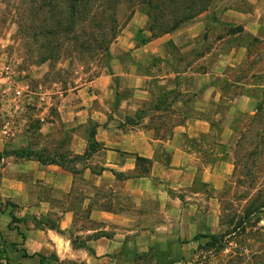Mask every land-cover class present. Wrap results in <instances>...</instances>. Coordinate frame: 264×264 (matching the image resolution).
<instances>
[{"label": "rangeland", "instance_id": "1", "mask_svg": "<svg viewBox=\"0 0 264 264\" xmlns=\"http://www.w3.org/2000/svg\"><path fill=\"white\" fill-rule=\"evenodd\" d=\"M13 2L0 0V138L5 150L57 152L72 158L61 108L82 100L81 90L101 74L136 68L151 76L148 88L154 94L178 83L183 98L189 99L183 109L186 119L212 121L211 132L186 138L192 149L203 153L183 160L188 175L182 185L169 188L170 213H161L157 203H142L141 208L150 206L147 209L156 214L141 215V228L147 223L156 236L134 240V255L125 254L124 259L132 264H264V0H217L152 43L145 12L138 7L127 20L123 10L124 27L111 45L109 60L63 57L43 64L36 63L18 38L8 10ZM248 34L259 39L253 41ZM132 94L126 86L117 102ZM89 124L88 134L95 122ZM3 164L1 158L0 179ZM84 185L77 176L76 206L85 196ZM5 204L0 197V264H11L4 232L20 228L21 218L6 214ZM247 209L249 217L238 226ZM86 217L80 213L77 226H95L86 223ZM201 233L231 234L224 249L208 251L199 245L207 239L196 238Z\"/></svg>", "mask_w": 264, "mask_h": 264}, {"label": "crops", "instance_id": "2", "mask_svg": "<svg viewBox=\"0 0 264 264\" xmlns=\"http://www.w3.org/2000/svg\"><path fill=\"white\" fill-rule=\"evenodd\" d=\"M119 62L122 66L119 60L116 64ZM150 78L136 68L101 74L81 90L82 100L61 108V127L69 129L68 145L75 154L85 153L89 122L97 123L98 147L84 163L65 168L16 155L2 157L0 197L6 201V214L21 218L20 228L4 232L11 264H61L67 260L74 264H132L124 256L134 255L133 241L156 236L147 223L141 228V215L156 214L147 209L150 206L141 208L142 203H157L161 213H170L169 188L182 185L188 175L183 160L204 151L192 149L186 138L210 133L211 123L200 117L184 119L181 100L171 111L154 108ZM126 86L133 94L122 95L117 102V94ZM5 149L0 138V153ZM138 156L152 160L149 176L121 179L114 173H135ZM77 176L85 184V196L78 206L73 202ZM80 213L87 215L86 223L95 226H77ZM48 219L56 221L63 232L35 225V220ZM98 232L107 235L93 237Z\"/></svg>", "mask_w": 264, "mask_h": 264}, {"label": "trees", "instance_id": "3", "mask_svg": "<svg viewBox=\"0 0 264 264\" xmlns=\"http://www.w3.org/2000/svg\"><path fill=\"white\" fill-rule=\"evenodd\" d=\"M216 2L217 0H15L13 4H9L8 10L13 13V22L17 25V35L22 46L34 57L37 64H43L47 61L55 62L63 57L71 59L94 57L109 60L112 55L111 45L124 27L121 18L123 10H126L124 17L127 20L138 7L145 12L148 17L145 29L151 34L149 39L151 40L176 31L184 23L210 9ZM248 37L253 41L259 39L249 34ZM141 43L145 44L147 40ZM174 71L176 73L174 79L178 82L180 70ZM151 93L155 98L153 106L156 109L164 107L165 110L171 111L178 100L183 101L185 106L189 102V99L185 100L180 93L178 83L175 87L163 89L159 94L152 91ZM172 96L174 97L171 98ZM259 105L261 108L263 104ZM182 114L184 119L188 118V113L183 111ZM210 123L212 126L213 122ZM96 126L97 123L88 134V147L85 153L75 154L70 159L67 154L57 152L45 154L20 149L1 152L0 159L4 155H16L36 159L43 164L58 163L68 168L73 162L88 159L97 149ZM151 164V159L138 156L139 169L137 168L135 173H114L121 179L149 176ZM249 215L250 211L247 209L237 225L244 223ZM35 225L63 232L52 219L35 220ZM229 234L231 233H201L196 238L207 239L203 244L199 242L205 250L219 251L226 247ZM100 235L107 234L98 232L93 237L97 238ZM73 242L76 244L77 240L73 239ZM61 264H65V261Z\"/></svg>", "mask_w": 264, "mask_h": 264}]
</instances>
